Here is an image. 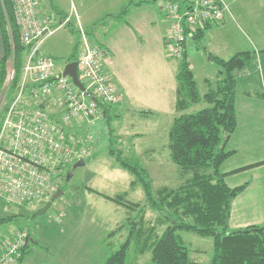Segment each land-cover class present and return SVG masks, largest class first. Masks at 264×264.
<instances>
[{"label": "rangeland", "instance_id": "1", "mask_svg": "<svg viewBox=\"0 0 264 264\" xmlns=\"http://www.w3.org/2000/svg\"><path fill=\"white\" fill-rule=\"evenodd\" d=\"M40 1L50 8L51 0ZM151 1L157 4L168 23L165 16L168 0ZM61 2L62 8L70 13L71 1ZM231 7L232 15L224 23L212 25L199 40H189L188 60L201 94L209 89L206 78L213 79V85L218 78L219 65L209 58L210 53L227 59L236 52L253 50V47L259 50L264 45V0H232L230 9ZM50 13L54 19L60 16L53 9ZM75 42L76 36L71 29L61 27L46 39L41 50L52 53L56 70L60 71L70 61L72 54L76 57ZM173 61L178 63L177 58H173ZM254 69L256 68L250 69V73L247 70L237 76L239 93L245 90H262L259 75ZM201 105L194 104L187 111H196L195 107L206 106L205 103ZM129 108L121 106L124 114L120 118H107L98 122L96 120L99 118L93 122L85 120L73 126L93 135L92 148L85 157H73L71 163H68L72 167L71 178L66 182L65 175H62L53 194L62 184L66 186V190L61 188L63 193L46 212L37 215L33 213L43 201L22 207L0 202V216L21 211L32 212V216H18L0 223V246H4L17 232L30 234L28 241L31 248L21 260L22 263L19 258L17 264H103L127 239L130 225L123 228L120 226L128 222V217L136 216L137 209L130 210L105 195L116 196L126 191V200L143 204L145 193L141 184L132 185L134 175L109 154L110 145L122 148L125 156L134 157L141 162L148 171L155 192L162 186L177 187L184 181L179 175L178 166L170 158L169 118L159 113L143 116L136 110L137 107L131 108L133 113H126ZM134 133H141L144 137L135 141L136 147L130 149L123 140ZM148 146H156L155 151L146 150ZM80 160H84V163L75 166ZM53 194L48 196L49 200ZM155 216L156 213L147 207L145 218L153 220ZM163 228L164 226L158 228V232ZM178 233L188 246L192 261L211 264L214 253L212 236H202L186 230H178ZM135 248V243H132L126 264H152L150 249L137 252Z\"/></svg>", "mask_w": 264, "mask_h": 264}, {"label": "trees", "instance_id": "2", "mask_svg": "<svg viewBox=\"0 0 264 264\" xmlns=\"http://www.w3.org/2000/svg\"><path fill=\"white\" fill-rule=\"evenodd\" d=\"M229 2L231 3L230 0ZM13 5L12 0H0V24L4 39V53L0 59V100L6 86H11L10 91L19 86L30 51V46L20 40V27L14 19ZM128 11L126 6L122 13L126 14ZM207 26L199 29L193 39L202 38ZM69 27L76 36V52L79 31L72 25ZM188 40L185 41L183 54L179 58L176 72L177 114L168 132L170 158L178 166L179 175L184 181L177 187L162 186L155 192L148 171L141 162L134 157L125 156L122 148L108 145L109 154L134 175L132 185H142L145 201L141 204L126 200V191L116 196L105 195L130 210L137 209V215L128 217V222L121 224L120 228L130 225L129 235L103 264H126L132 243H135L137 252L147 249L152 251V264H197L191 260L188 246L178 230L213 237L211 264H264V225H249L234 230L230 228L233 200L245 189L247 183L230 186L225 179L227 173L222 170V164L234 152L227 148L226 143L237 127V76L257 65L256 51H239L227 59L210 53L209 58L219 65L218 78L208 91L201 94L186 52ZM167 54L173 56L168 50ZM11 56L13 77L7 85L8 61ZM75 59V54H72L70 61ZM200 103H205L206 106L196 111H187L194 104ZM101 104L103 113L112 107V104ZM68 163L56 168L57 175L60 178L65 175L66 182L71 178L68 170L71 168L72 171L71 164ZM59 188L66 190L63 184ZM48 200L40 202L33 213ZM26 204L33 206L36 202ZM147 207L156 213L153 220L145 218ZM29 212L1 215L0 223L18 216H30L32 212ZM161 226L164 228L158 232ZM27 237L21 248L20 261L31 248L28 241L30 234Z\"/></svg>", "mask_w": 264, "mask_h": 264}, {"label": "built area", "instance_id": "3", "mask_svg": "<svg viewBox=\"0 0 264 264\" xmlns=\"http://www.w3.org/2000/svg\"><path fill=\"white\" fill-rule=\"evenodd\" d=\"M12 1L20 40L30 51L19 86L14 91L6 86L0 100V202L22 206L48 199L60 179L56 168L89 153L93 135L73 126L100 118L101 103L115 104L119 98L111 76L101 68L106 49L93 43L81 25L76 28L75 60L85 90L56 70L55 59L40 50L47 36L72 24V14L56 22L42 13L40 0ZM230 13L229 0H168L167 50L180 58L187 39ZM12 59L7 85L13 77ZM27 239L26 232H17L0 246V264H17Z\"/></svg>", "mask_w": 264, "mask_h": 264}, {"label": "crops", "instance_id": "4", "mask_svg": "<svg viewBox=\"0 0 264 264\" xmlns=\"http://www.w3.org/2000/svg\"><path fill=\"white\" fill-rule=\"evenodd\" d=\"M69 1L70 13L62 8L61 0H51L50 8L41 3V10L44 15L52 18V9L60 13L59 18L55 17L56 22L63 16L72 14V27L78 28L81 25L91 41L107 51L101 68L111 76L119 99L96 122L106 120L107 117H111V120L113 117H122L124 112L121 106H126L130 107L126 111L129 114L133 113L132 107H137L136 110L143 116L159 113L169 118L168 124L171 126L177 114L176 72L179 58L167 54L165 34L168 32L169 22L164 20V14L157 4L151 0ZM230 1L232 5V0ZM126 6L129 11L124 14L122 12ZM231 15L232 7L231 13L218 23H224ZM214 24L207 26L205 33ZM49 36L41 43L40 49ZM189 40L195 39L191 37ZM261 46L259 50L253 47L257 65L250 69L256 68L254 72L259 75L262 90L237 91V127L226 143L227 148L234 152L222 164V170L227 173L226 182L230 186L247 183L232 203L230 228L233 230L248 225H264V45ZM42 52L52 56V53ZM3 53L4 39L0 24V59ZM173 58L178 59L177 64ZM250 69L249 73L252 72ZM205 81L209 88L213 85V79L206 78ZM199 108L201 107H195ZM142 137L143 134L134 133L131 137L126 136L123 141L133 149L136 147L135 141ZM145 149L153 152L156 146Z\"/></svg>", "mask_w": 264, "mask_h": 264}, {"label": "water", "instance_id": "5", "mask_svg": "<svg viewBox=\"0 0 264 264\" xmlns=\"http://www.w3.org/2000/svg\"><path fill=\"white\" fill-rule=\"evenodd\" d=\"M63 74L64 75H69L71 76L73 82L81 89V90H85V84L84 82L80 79L79 77V72H78V62L77 60H71L69 61L66 66L63 69ZM84 160H80L79 161V165L83 164ZM63 193V190L61 188H59L57 190V192L55 194H53L52 198L50 200H48L42 207H40L39 209H37L35 211V214H39V213H44L46 212L49 207L53 204L54 200L59 197L61 194Z\"/></svg>", "mask_w": 264, "mask_h": 264}, {"label": "flooded vegetation", "instance_id": "6", "mask_svg": "<svg viewBox=\"0 0 264 264\" xmlns=\"http://www.w3.org/2000/svg\"><path fill=\"white\" fill-rule=\"evenodd\" d=\"M74 162H75V161H74ZM74 162H73V163H74ZM78 163H79V161H78L75 165L78 166V165H79ZM68 171H69V173L71 174V169H69Z\"/></svg>", "mask_w": 264, "mask_h": 264}]
</instances>
